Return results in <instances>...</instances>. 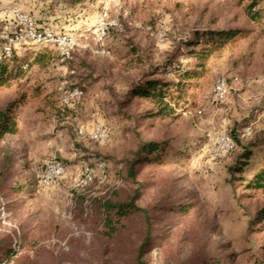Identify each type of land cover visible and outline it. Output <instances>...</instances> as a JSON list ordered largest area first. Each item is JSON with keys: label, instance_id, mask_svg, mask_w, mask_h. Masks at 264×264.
Returning <instances> with one entry per match:
<instances>
[{"label": "rangeland", "instance_id": "374dc122", "mask_svg": "<svg viewBox=\"0 0 264 264\" xmlns=\"http://www.w3.org/2000/svg\"><path fill=\"white\" fill-rule=\"evenodd\" d=\"M104 5L122 30H110L106 40L110 53L98 54L91 50L96 48L93 35L85 30ZM17 9L30 13L41 26L83 35L71 59L64 60L55 46L18 50L15 57L26 69L40 51L54 58L45 66H32L25 78L11 86L0 87V110L24 96L16 111L19 133L9 141L17 150L16 172L25 181H33L23 195L9 199L0 195V236L10 234L28 244L35 240L43 247L40 253L34 248L22 251L15 264H137L138 223H133L121 245L100 237L96 223L99 201L117 192H133L139 185L126 179L125 170L126 160L137 147V132L173 140L163 165L142 168L138 182L150 177L153 185L141 192L137 202L153 203L171 188L172 193H189L196 203L180 226L170 230L169 216L157 224L164 233L170 230V241L162 250L145 253L142 260L172 264L175 255L193 246L191 240L198 231L207 230L217 246L226 244L229 252H241L234 264H254L250 253L243 251L257 252L264 232L249 233L244 211L259 202L239 197L243 188L237 187L230 167L240 152L237 139L248 141L261 133L263 149H256L253 159L264 157V18L259 24L252 22L239 0H85L75 4L0 0V43ZM209 27L248 30V36L207 61L205 75L187 94L178 119H157L150 128L136 127L117 107L131 85L152 66L160 72L165 69L164 76L170 79L176 78L171 74L173 64L191 68L195 60L189 58L184 43ZM219 78H226L230 86L222 103L213 98ZM75 88L81 94L66 104L64 92ZM148 107L147 102H134L124 112ZM96 123L107 129L105 141L78 134L79 128L90 129ZM221 133L232 136L235 149L215 157L212 148ZM55 159L68 166L67 175L50 185L39 183L38 172ZM102 162L107 164L104 174L98 168L91 185L78 187L76 179L84 166ZM12 200L13 206L6 207Z\"/></svg>", "mask_w": 264, "mask_h": 264}, {"label": "trees", "instance_id": "16d2710c", "mask_svg": "<svg viewBox=\"0 0 264 264\" xmlns=\"http://www.w3.org/2000/svg\"><path fill=\"white\" fill-rule=\"evenodd\" d=\"M63 1V4H75L85 0H55ZM244 14L254 23H261L264 18V8L260 6L264 0H239ZM248 36V30H226L223 28H205L195 32V38L185 42L190 59L195 64L189 68L187 65L173 64L171 74L176 78H166L165 70L152 66L142 79L133 83L125 98L118 104V109L132 120L136 127L145 125L150 128L157 119L176 120L180 117L179 109L186 103L187 94L198 85V81L205 75L207 61L228 47L234 46ZM54 57L45 52H38L32 63L26 69L19 64L15 54L10 58L0 59V87L11 86L16 80L25 78L27 70L34 65L45 66ZM12 59L13 62H9ZM24 96L11 100L0 110V195L4 199L13 196H20L31 189L32 180L25 181L16 172L17 150L12 146L9 137L19 133L18 116L19 109ZM147 102L149 107L145 110H138L133 113L124 112L134 102L142 104ZM137 147L132 157L126 160V179L133 183H139L133 192L125 195L117 192L112 197L99 201L97 208V231L100 237L115 245L124 244L125 234L131 230L133 223H138L141 233V240L137 245V264H148L142 260L145 253L155 249L162 250L170 236V230L178 227L191 215L195 209L194 196L189 193H172L169 188L164 194L153 203L139 204L137 200L144 189L153 185V181L145 178L138 182L137 178L142 168L151 165H163L166 154L173 149V140L162 136L159 138H147L140 132L136 133ZM261 133L253 139L243 141L237 139L240 152L235 156L233 165L230 167V174L234 181L238 182L237 187H242L243 192L240 198L256 199L259 206L254 209H245L248 216L249 233L259 234L264 232V157L258 160L253 157L256 149H263L261 145ZM235 149V147H234ZM233 149V150H234ZM232 150V151H233ZM231 151V152H232ZM63 162V161H62ZM64 163V162H63ZM14 201L6 202V207L13 206ZM1 207V206H0ZM161 213V216L158 215ZM166 216L171 217L169 232H162L157 224ZM172 222V223H171ZM195 240H191L193 246L187 252L175 255L172 264H234L241 252H229L231 248L226 244L217 246L211 235L206 231H198ZM15 240L10 234L0 236V264H15L21 259V252L34 248L40 253L43 248L33 240ZM225 248V251L222 250ZM250 253L254 264H264V242L259 244L257 252L253 248L244 250Z\"/></svg>", "mask_w": 264, "mask_h": 264}, {"label": "built area", "instance_id": "2783aa9c", "mask_svg": "<svg viewBox=\"0 0 264 264\" xmlns=\"http://www.w3.org/2000/svg\"><path fill=\"white\" fill-rule=\"evenodd\" d=\"M109 1V0H108ZM122 30L121 25L112 18L109 8L104 5L98 14L94 23L86 26L85 32L93 35L96 48L91 50L98 54H109L110 51L106 46V40L110 30ZM83 34H77L71 31H57L51 27L41 26L38 21L30 14L22 10H15L13 22L6 26L1 33L0 59L12 57L18 50L31 48V46H55L61 52L62 58L71 59L75 48L80 44L79 39ZM67 81L63 82L65 85ZM230 86L226 78H219L213 88V98L216 102H224L227 99ZM81 91L78 88L67 89L64 92L63 99L68 104L78 97ZM250 134V132H247ZM78 134L89 140L96 142L105 141L108 137L107 129L101 123L94 124L90 129H78ZM235 147L232 136L228 133H221L213 148L215 157H223L226 153ZM107 164L99 163L97 166H84L81 174L76 179L78 187H87L91 185L97 175L98 168L104 174ZM68 173V166L61 160H52L47 162L43 169L38 172L37 180L44 185H50L63 179Z\"/></svg>", "mask_w": 264, "mask_h": 264}]
</instances>
